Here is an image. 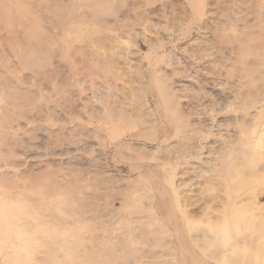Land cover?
<instances>
[{"label":"rangeland","instance_id":"rangeland-1","mask_svg":"<svg viewBox=\"0 0 264 264\" xmlns=\"http://www.w3.org/2000/svg\"><path fill=\"white\" fill-rule=\"evenodd\" d=\"M0 264H264V0H0Z\"/></svg>","mask_w":264,"mask_h":264}]
</instances>
